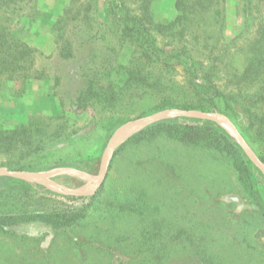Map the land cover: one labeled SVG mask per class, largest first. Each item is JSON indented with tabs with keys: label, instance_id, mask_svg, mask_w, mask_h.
<instances>
[{
	"label": "rangeland",
	"instance_id": "1",
	"mask_svg": "<svg viewBox=\"0 0 264 264\" xmlns=\"http://www.w3.org/2000/svg\"><path fill=\"white\" fill-rule=\"evenodd\" d=\"M35 1L37 20L19 34L33 49L26 68L0 73V128L22 123L38 140L58 131L59 141L41 139L11 153L0 151V166L17 163L22 153H29L25 161L33 167L10 169L40 172L70 188L93 187L105 148L119 126L168 109L200 110L181 107L194 98L188 91V59H176L179 50L198 65L218 56L216 83L239 100L262 86L241 77L247 65L245 53L250 54L256 37L255 25L264 22L260 0H251L248 10L246 0H212L205 10L191 7L198 17L184 30L169 27L179 14L177 0H152L155 22L150 28L162 48L156 57L143 50L138 37H121L127 34L125 22L112 18V0ZM125 4L130 14H141V0ZM222 5L226 6L223 29ZM245 21L255 25L243 32ZM21 24L10 25L17 29ZM68 38L74 42V54L65 57L61 49ZM104 63L127 68L136 64L143 69L144 81L114 106H79L76 100L86 85L85 76L101 72ZM167 100L173 106L160 109ZM213 111L224 113L209 112ZM241 120L248 122L245 115ZM241 122L238 119V125ZM137 131L125 134L120 145ZM250 145L258 155L254 146L259 144ZM125 146H129L122 154L125 169L117 168L122 174L129 172L135 191L127 192L126 182L113 176L110 166L101 194L92 202L56 197L46 201L40 188L35 197H4L5 208L12 213L29 207L81 209L85 215L68 228L26 220L0 229V264H264V207L255 191L239 179L228 156L164 133L141 136ZM260 146L264 155L261 142ZM193 162L198 168L191 181L184 169ZM143 188L147 193L141 192ZM127 200L141 207L134 204L130 209L124 204Z\"/></svg>",
	"mask_w": 264,
	"mask_h": 264
},
{
	"label": "trees",
	"instance_id": "2",
	"mask_svg": "<svg viewBox=\"0 0 264 264\" xmlns=\"http://www.w3.org/2000/svg\"><path fill=\"white\" fill-rule=\"evenodd\" d=\"M186 1L187 0L176 1L179 14L176 19L169 24V27L182 30L190 29V27L195 25L194 22L198 17V13L192 12L193 10L191 7H199L205 10L208 3H211L212 0H194L195 2L191 5H187ZM260 1H262V3L264 2V0ZM151 3L152 0H141V14L135 15L130 14L126 10L125 0H112L111 13L115 21L125 22L127 34L122 33V38L138 37L143 50L145 52H150L153 57H156L159 56L162 48L158 46L150 28V25H153L155 22ZM246 3L248 5V10L251 5V0H246ZM222 7L223 9L220 13L221 19L219 20L221 29L224 28L226 23V6L222 5ZM250 11L251 10L248 12ZM194 15H196V17ZM37 17L38 6L35 0H0V73L8 71L14 74L26 68L25 63L31 57L33 49L23 41L19 34L25 29L26 25L29 26L31 23H35ZM14 21L22 23L20 28L15 29L10 25ZM189 24L191 26H189ZM200 25L203 29H201V31L204 34L206 27L205 20L202 21ZM252 25L255 24L245 21L243 23V27H245L243 32L247 31ZM255 27L256 37L251 45L250 54H248V52L245 53L247 65L244 67L241 77H245L246 80L256 84L261 83L262 86L260 88L256 86L248 97L244 96L241 100L238 99V95L235 93L231 92L230 94H226L223 92L216 83V73L221 68V62L218 56L213 60L211 59L212 57L209 58L208 64L202 63L203 66L200 64L198 65L194 57L189 55V53L181 52V50L175 54V57L178 60L182 56L188 59L185 68L190 78L188 82V91L192 99L194 98L193 102H184L181 107L204 111H210L212 109L223 111L237 124L240 132L250 144H253V146L254 143L259 144V146H254V148L258 152V156L264 161V155L259 150L261 147L260 142L264 145V22L257 26L255 25ZM205 36L207 41L211 40L208 38V35ZM73 44L74 42L71 38L66 39L61 49V54L65 57L73 55ZM183 48H185V46H183ZM107 63H104L101 72L94 73L93 71L92 76L88 79L85 76L86 85L80 91L76 100L79 106H114L121 101L126 92L139 87V83L144 81L143 69L136 64L127 68L126 66L116 67L114 65H108ZM108 66H113L114 68L109 69ZM168 106H173L169 100L160 104L159 108L161 109ZM242 115L247 117L248 122L241 120ZM238 119L239 122H244L238 125ZM29 132V127L22 123L14 128H0V151L11 153L21 147L20 145L34 144L38 138L35 134H29ZM161 133L173 137L182 143L193 145L192 147L212 149L216 150L223 157L228 156L231 164H233L237 171L239 179L249 190L255 191V194L264 207V174L262 171L251 161L243 148L224 125L212 120L200 118L176 117L155 122L135 132L116 149L111 163V167L115 169L113 176L124 179V182H126L124 187L127 192L135 191L136 188L130 183L131 176H129V172L125 171L122 174L117 168L123 165L122 162L124 157L122 154L124 150L129 147L125 145L141 136H154ZM58 137V131H53L48 138H40L38 142H40L41 139L43 141H59ZM27 155L29 156V153H22L17 163L10 162L6 165L9 168L18 169L33 167V163L31 166V164L25 161L29 159ZM90 164H93V160L90 161ZM197 168L195 162H193L184 169L185 174L191 181L196 179L193 173L197 172ZM123 169H125L124 165ZM131 173V175H133V172ZM37 188L44 190L42 198L45 196L46 201L56 197L74 200L87 198L92 202L98 199L99 193L101 194V188H99L97 193L92 196L80 197L64 195L54 192L43 185L10 176H1L0 207L4 205V208H0V229L8 228L26 220H41L47 224L53 225L55 228H68L84 217L85 212L81 209L70 211L37 208V210H30L29 207H20L15 213H12L11 210H6V201L4 197L14 196L22 199L35 197L34 195L37 193ZM141 192L147 193L146 188H143ZM194 192L195 189L192 188V193ZM124 204L132 209L131 206H134L135 202H133V200H127L124 201ZM135 205L141 207L140 203Z\"/></svg>",
	"mask_w": 264,
	"mask_h": 264
},
{
	"label": "water",
	"instance_id": "3",
	"mask_svg": "<svg viewBox=\"0 0 264 264\" xmlns=\"http://www.w3.org/2000/svg\"><path fill=\"white\" fill-rule=\"evenodd\" d=\"M176 117L200 118L212 120L224 126L226 125L230 133L243 148L247 156L264 174V161L256 154L251 145L247 142L243 134L240 132L237 125L228 115L218 111L209 112L202 110L168 109L150 115L130 119L114 131L103 153L96 183L91 188L66 187L49 181L43 173L30 170H12L7 166H0V176H10L13 178L25 180L27 182L43 185L54 192L64 195L80 197L92 196L96 194L99 188H101L105 183L116 149L119 147L120 141L125 134L129 133L130 131L140 130L155 122Z\"/></svg>",
	"mask_w": 264,
	"mask_h": 264
}]
</instances>
